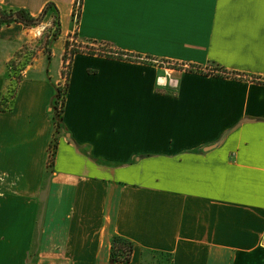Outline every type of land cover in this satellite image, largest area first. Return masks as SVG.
Instances as JSON below:
<instances>
[{"label":"crops","instance_id":"crops-1","mask_svg":"<svg viewBox=\"0 0 264 264\" xmlns=\"http://www.w3.org/2000/svg\"><path fill=\"white\" fill-rule=\"evenodd\" d=\"M75 1L0 5L38 17L53 4L63 47ZM43 29L0 28V100L7 62ZM77 37L264 79V0H84ZM44 73L26 71L0 109V264H264V83L78 54L49 168ZM116 236L131 262H112Z\"/></svg>","mask_w":264,"mask_h":264},{"label":"rangeland","instance_id":"rangeland-1","mask_svg":"<svg viewBox=\"0 0 264 264\" xmlns=\"http://www.w3.org/2000/svg\"><path fill=\"white\" fill-rule=\"evenodd\" d=\"M83 5L84 0H76L75 6H74V16H73V33H71V44L73 47L81 46L84 49L91 48L89 44H91V41L84 40L82 38L77 37V33L79 30V24L81 22L82 13H83ZM59 16L57 12L54 9L50 10V15L46 16L43 20V22L34 28L43 27L42 36L33 39V41H28L23 44V46L20 48L19 51H17L14 56L7 62V73H8V79L10 82L8 91L1 97L0 100V107L4 108V106H9L12 102L11 96L13 95V91L16 90L19 84L23 81V74L30 70H42L44 71L47 77L54 82V86L56 88L55 96L53 97L52 102V110H53V122L55 125V133L54 138L52 141V144L50 146L53 147L54 143L58 142V137L61 135V133L64 131L63 127L60 126L58 129V116H56L57 111L54 110L55 105L57 106L58 110H61L63 108V101L66 99L65 92L67 89V83L68 79L67 76H69V73L71 72L72 68V62L73 60H69V62L64 61V55L66 51V42L69 40V38L66 40L65 43H63V47H60L57 43L59 41V37L61 36L62 30L60 27L57 28ZM57 35V39H54V36ZM84 41V42H83ZM77 42V43H76ZM73 47H70V50H74ZM105 49L108 51L109 48L105 47ZM82 50V51H83ZM139 56V55H135ZM133 57V56H132ZM130 57V59H132ZM138 58V57H136ZM75 59V57H74ZM145 62L151 66H156L158 68L163 67L166 69L167 67H171L174 69H178L179 67L183 70H196L193 69L192 66L188 64H177V63H169L161 58L157 57H145ZM219 70L214 65H207L202 67V70L204 72H207L209 70ZM214 70V71H215ZM171 71V70H170ZM175 71V70H172ZM167 72V71H166ZM165 72V73H166ZM172 74L176 72H171ZM174 85H176V82H173ZM58 90H60V97L57 99L56 95ZM7 99L6 103L4 100ZM58 100V102L55 104V102ZM4 105V106H3ZM50 149H49V156H50ZM49 168L52 167L48 166Z\"/></svg>","mask_w":264,"mask_h":264},{"label":"trees","instance_id":"trees-1","mask_svg":"<svg viewBox=\"0 0 264 264\" xmlns=\"http://www.w3.org/2000/svg\"><path fill=\"white\" fill-rule=\"evenodd\" d=\"M54 9L56 12V8L53 4H48L45 9L43 10V12L38 16L35 17L33 16L30 12H28L27 10L24 9H19V10H14V9H8L5 8L3 6L0 5V28L6 27V26H11L13 24H22L25 28H34L39 26L44 18L46 17L47 13L51 10ZM74 16V14H73ZM60 20L58 19V24H57V28L59 29L58 31L60 32ZM71 37V36H70ZM54 39H57V35L54 36ZM71 38H69V40H67L66 42V51H65V55H64V61L69 62V60H74V57L77 56L78 54H88L90 56H102V57H107L109 59H118V60H129V61H142L145 62L144 58L141 56H135L133 54H128L125 52H121V51H117L116 48H113V46H111L108 43H101V42H94V45H90L91 48H87L84 49L81 46H76L73 47L71 44ZM77 43V42H76ZM70 47H73L74 50H70ZM105 47H108L109 50L107 51L105 49ZM83 50V51H82ZM133 56V57H132ZM130 57H132V59H130ZM138 57V58H136ZM193 69H196L198 72L206 74V75H219V76H223V77H239L242 79H251L252 81L255 82H261L264 83V79L262 78H258V77H249L247 75L244 74H238L236 72H230L228 70H225L223 68H221L220 66L216 65L217 68H219V70H209L207 72H204L202 70V68L200 67H196L194 68V66H192ZM215 70V71H214ZM70 78V73L69 76H67V79L69 81ZM68 86L69 83H67V89L65 92V96L67 95L68 92ZM18 89V87H17ZM13 95L11 96L12 101L15 98V94H16V90L12 92ZM60 90H58L57 92V99L60 97ZM6 103L7 99L4 100ZM58 102V100L55 102V104ZM65 105H66V99L63 101V108L61 110L57 109V106L55 105L54 110L55 111H59L58 113H56V116H58V129L60 128V126L64 127L63 130L66 131L65 126L63 125V113H64V109H65ZM4 106V105H3ZM4 106V108L0 109L2 111L6 110ZM52 144V143H51ZM57 141L54 143L53 147H51L50 149V156H49V164L50 166L53 165L54 160H55V156L57 153ZM135 251V244L133 242H131L130 240L120 237V236H116L113 238L112 240V245H111V260L113 263H129L131 262L132 258H133V254ZM140 264H173V256L171 254L168 253H164V252H145L143 253L142 259H141V263Z\"/></svg>","mask_w":264,"mask_h":264}]
</instances>
